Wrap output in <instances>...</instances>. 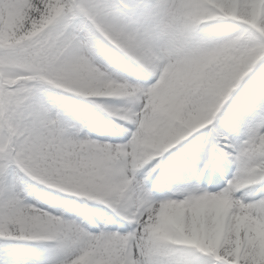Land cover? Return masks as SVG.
<instances>
[{
    "label": "snow or ice",
    "instance_id": "1",
    "mask_svg": "<svg viewBox=\"0 0 264 264\" xmlns=\"http://www.w3.org/2000/svg\"><path fill=\"white\" fill-rule=\"evenodd\" d=\"M0 264H264V0H0Z\"/></svg>",
    "mask_w": 264,
    "mask_h": 264
}]
</instances>
